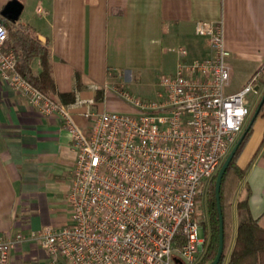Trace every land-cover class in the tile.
<instances>
[{
    "label": "built area",
    "instance_id": "obj_1",
    "mask_svg": "<svg viewBox=\"0 0 264 264\" xmlns=\"http://www.w3.org/2000/svg\"><path fill=\"white\" fill-rule=\"evenodd\" d=\"M194 34L206 40V55L187 61L179 48L174 72L160 77L152 99L128 95L120 81L92 86L110 89L130 109L99 112L92 109L93 98L76 94L63 105L24 80L15 54L4 50L8 34L0 23V79L42 114H58L75 153L69 222L1 236L0 264L25 239L45 251L49 264L198 262L205 244L199 238V199L242 133L246 96L258 75L228 93L222 23L196 22ZM80 108L85 128L72 119Z\"/></svg>",
    "mask_w": 264,
    "mask_h": 264
},
{
    "label": "crops",
    "instance_id": "obj_2",
    "mask_svg": "<svg viewBox=\"0 0 264 264\" xmlns=\"http://www.w3.org/2000/svg\"><path fill=\"white\" fill-rule=\"evenodd\" d=\"M10 1L0 0V23L9 30L4 50L12 51V35L27 29L48 51L57 93L95 101L92 86L120 81L126 87L140 78L159 82L174 72L179 48L186 50L187 61L206 55L207 42L195 36V23L219 21L229 52L227 92L239 91L258 75L254 93H263L264 0H15L22 10L14 23L1 16ZM31 69L40 72L37 58ZM92 109L130 111L110 91ZM83 111L72 112L81 128L87 126ZM74 162L58 114H42L0 79V237L27 235L44 226L59 229L69 222ZM237 165L245 177L232 207L233 234L236 203L247 189L250 214L264 229V115L252 124ZM6 264H49V257L25 239Z\"/></svg>",
    "mask_w": 264,
    "mask_h": 264
},
{
    "label": "trees",
    "instance_id": "obj_3",
    "mask_svg": "<svg viewBox=\"0 0 264 264\" xmlns=\"http://www.w3.org/2000/svg\"><path fill=\"white\" fill-rule=\"evenodd\" d=\"M2 26L6 29L8 34L9 30L4 25ZM25 30L22 28L20 34L14 33L12 35L14 45H11V50L16 57V72L51 100L60 104H69L73 102V94L57 93L52 79L49 54L46 47L40 45L39 42L35 38H32ZM35 58L39 60V73L31 69V62ZM261 72L264 75V65ZM102 101L103 91L100 89L97 90L95 94V102L100 103ZM259 112L264 115V103ZM250 119L247 121L242 132ZM251 130L252 126L247 131L243 141L236 150L220 183L219 205L223 222V249L218 264H264V229L258 225L257 220L250 214L248 207V189L246 190V196L236 203L237 225L235 234H233L232 207L235 195L244 182L245 177L244 170L237 165V159L251 134ZM216 174L208 184L207 209L209 231L204 239L205 247L196 264H209L214 259L218 248V213L214 195ZM178 246L179 244L176 245V247Z\"/></svg>",
    "mask_w": 264,
    "mask_h": 264
},
{
    "label": "water",
    "instance_id": "obj_4",
    "mask_svg": "<svg viewBox=\"0 0 264 264\" xmlns=\"http://www.w3.org/2000/svg\"><path fill=\"white\" fill-rule=\"evenodd\" d=\"M21 10H22V5L19 2L12 0L8 2L5 5V7L2 9L1 16L5 18L6 20H8L9 22L14 23L18 19ZM256 90L257 88H255V91ZM263 103H264V91L261 95L258 106L255 109L249 123L247 124L246 128L241 133L238 140L233 145V147L231 148L225 160L223 161V163L221 164V166L219 167L217 171L216 178H215V184H214V195H215V202H216V208H217V213H218V248H217V252H216L214 259L209 264L219 263L221 255H222V249H223V222H222L221 210H220V205H219V190H220V183H221L222 176L226 168L228 167L229 163L231 162L236 150L238 149L239 145L243 141L247 131L250 129L256 117L258 116L260 108L263 105Z\"/></svg>",
    "mask_w": 264,
    "mask_h": 264
},
{
    "label": "rangeland",
    "instance_id": "obj_5",
    "mask_svg": "<svg viewBox=\"0 0 264 264\" xmlns=\"http://www.w3.org/2000/svg\"><path fill=\"white\" fill-rule=\"evenodd\" d=\"M158 82L157 80H150L147 81L146 79L144 80L143 78H140L139 81L136 83H129L126 87L125 90L128 93V95H131L135 98H140V99H152L154 97V92L156 88L158 87ZM233 88V85L231 86ZM264 88V87H263ZM230 90V88H229ZM227 89V91H229ZM111 92V90L109 89ZM261 98V93L256 96L254 91L250 92L246 96V101L248 103V109H249V115L248 119H250L253 111L257 108V103L260 101ZM260 113V112H259ZM262 114V113H260ZM258 114V115H260ZM247 122V121H246ZM246 125V123H245ZM244 125V127H245ZM207 196H208V185L205 187L204 192L202 196L199 199V204H198V211L201 214V223H200V229H199V238L201 240H204L206 236L208 235L209 231V226H208V209H207ZM205 247V244H204Z\"/></svg>",
    "mask_w": 264,
    "mask_h": 264
}]
</instances>
